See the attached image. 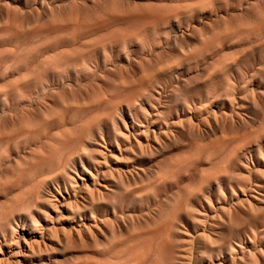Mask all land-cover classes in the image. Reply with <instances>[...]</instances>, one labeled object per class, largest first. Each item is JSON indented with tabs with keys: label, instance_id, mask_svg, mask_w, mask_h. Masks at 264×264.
Segmentation results:
<instances>
[{
	"label": "rangeland",
	"instance_id": "rangeland-1",
	"mask_svg": "<svg viewBox=\"0 0 264 264\" xmlns=\"http://www.w3.org/2000/svg\"><path fill=\"white\" fill-rule=\"evenodd\" d=\"M0 243L264 264V0H0Z\"/></svg>",
	"mask_w": 264,
	"mask_h": 264
},
{
	"label": "bare ground",
	"instance_id": "bare-ground-1",
	"mask_svg": "<svg viewBox=\"0 0 264 264\" xmlns=\"http://www.w3.org/2000/svg\"><path fill=\"white\" fill-rule=\"evenodd\" d=\"M82 109H83V108H82ZM31 196H32V195H31ZM18 203H19V202H18ZM6 213H8V212H6ZM5 220H6V219H5ZM22 230H23V229H22ZM26 234H27V233H26ZM29 235H30V234H29ZM31 236H32V235H31ZM32 238H33V237H32ZM7 241H8V240H7ZM13 242H14V241H13ZM20 242H21V241H20ZM1 243H2V242H1ZM1 243H0V244H1ZM31 243H32V242H31ZM24 244H25V242H24ZM24 244H23V245H24ZM26 245H27V243H26ZM12 246H13V245H12ZM14 246H15V245H14ZM30 246H31V245H30ZM21 247H22V245H21ZM27 248H28V246H27ZM1 249H2V247H1ZM20 249H21V248H20ZM157 250H158V249H157ZM0 252H1V251H0ZM11 252H12V250H11ZM24 252H25V251H24ZM26 252H27V251H26ZM7 254H8V253H7ZM3 255H4V254H3ZM12 255H13V254H12ZM20 255H21V254H20ZM16 256H17V255H16ZM5 258L7 259V257H5ZM10 258H11V257H10ZM10 258H9V259H10ZM18 258H19V257H18ZM11 259H12V258H11ZM4 260H5V259H4ZM92 262H93V261H92ZM4 263H5V262H4ZM16 263H17V262H16ZM21 263H22V262H21ZM0 264H1V263H0ZM5 264H6V263H5ZM19 264H20V263H19ZM23 264H24V263H23Z\"/></svg>",
	"mask_w": 264,
	"mask_h": 264
}]
</instances>
